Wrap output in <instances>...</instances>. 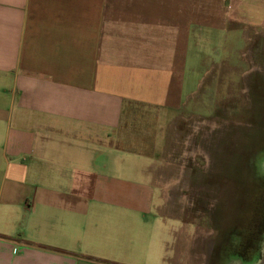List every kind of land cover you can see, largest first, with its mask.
<instances>
[{"label": "crops", "instance_id": "crops-1", "mask_svg": "<svg viewBox=\"0 0 264 264\" xmlns=\"http://www.w3.org/2000/svg\"><path fill=\"white\" fill-rule=\"evenodd\" d=\"M245 28L264 0H0V264H178L141 139Z\"/></svg>", "mask_w": 264, "mask_h": 264}, {"label": "rangeland", "instance_id": "rangeland-1", "mask_svg": "<svg viewBox=\"0 0 264 264\" xmlns=\"http://www.w3.org/2000/svg\"><path fill=\"white\" fill-rule=\"evenodd\" d=\"M246 30L191 48L183 109L143 132L178 264H264V50Z\"/></svg>", "mask_w": 264, "mask_h": 264}]
</instances>
